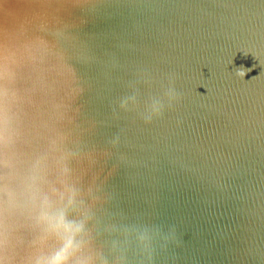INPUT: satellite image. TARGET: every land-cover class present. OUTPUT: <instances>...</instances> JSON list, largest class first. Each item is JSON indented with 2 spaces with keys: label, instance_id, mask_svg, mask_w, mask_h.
Masks as SVG:
<instances>
[{
  "label": "water",
  "instance_id": "obj_1",
  "mask_svg": "<svg viewBox=\"0 0 264 264\" xmlns=\"http://www.w3.org/2000/svg\"><path fill=\"white\" fill-rule=\"evenodd\" d=\"M0 264H264V0H0Z\"/></svg>",
  "mask_w": 264,
  "mask_h": 264
}]
</instances>
